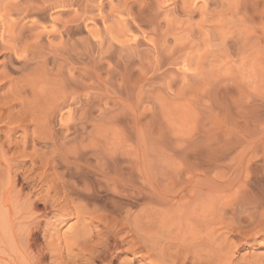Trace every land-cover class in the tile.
Returning a JSON list of instances; mask_svg holds the SVG:
<instances>
[{
	"label": "rangeland",
	"instance_id": "obj_1",
	"mask_svg": "<svg viewBox=\"0 0 264 264\" xmlns=\"http://www.w3.org/2000/svg\"><path fill=\"white\" fill-rule=\"evenodd\" d=\"M0 264H264V0H0Z\"/></svg>",
	"mask_w": 264,
	"mask_h": 264
}]
</instances>
